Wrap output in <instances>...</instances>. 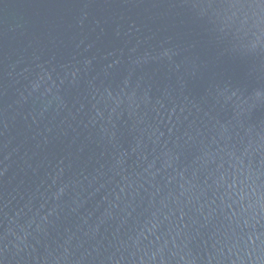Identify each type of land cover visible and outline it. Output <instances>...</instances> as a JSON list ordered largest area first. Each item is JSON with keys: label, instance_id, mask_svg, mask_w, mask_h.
Returning <instances> with one entry per match:
<instances>
[{"label": "water", "instance_id": "water-1", "mask_svg": "<svg viewBox=\"0 0 264 264\" xmlns=\"http://www.w3.org/2000/svg\"><path fill=\"white\" fill-rule=\"evenodd\" d=\"M0 264H264V0H0Z\"/></svg>", "mask_w": 264, "mask_h": 264}]
</instances>
